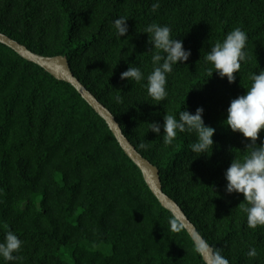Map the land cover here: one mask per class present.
<instances>
[{
    "label": "trees",
    "instance_id": "trees-1",
    "mask_svg": "<svg viewBox=\"0 0 264 264\" xmlns=\"http://www.w3.org/2000/svg\"><path fill=\"white\" fill-rule=\"evenodd\" d=\"M121 16L129 17L128 33L117 38L113 22ZM152 23L169 26L191 50L173 66L159 104L146 88L155 49L143 30ZM234 28L248 35L247 62L234 83L216 72L208 78L205 55ZM0 32L37 54L67 59L158 169L164 192L215 255L229 264H264V227L247 226L240 207L247 202L227 193L224 176L235 157L251 151L250 138L225 120L231 100L264 70V0H0ZM130 66L145 80H122ZM198 107L216 129L210 156L191 151L194 134L178 133L166 146L163 128L159 136L148 131L166 114L178 118ZM172 219L179 221L80 92L0 42V242L9 230L23 241L19 259L0 257V264H208L180 221L183 229L171 231ZM251 248L255 257L247 255Z\"/></svg>",
    "mask_w": 264,
    "mask_h": 264
},
{
    "label": "clouds",
    "instance_id": "clouds-1",
    "mask_svg": "<svg viewBox=\"0 0 264 264\" xmlns=\"http://www.w3.org/2000/svg\"><path fill=\"white\" fill-rule=\"evenodd\" d=\"M159 8L158 2L153 3L151 11L156 12ZM128 18L121 16L113 22L117 38L128 33ZM143 32L148 34L151 49H155L151 57L153 71L147 76V93L153 101H156L155 104H159L169 95L167 77L173 72V66L188 61L191 50L184 48L182 40L173 38L172 29L167 25L152 23ZM247 41V33L241 28H234L222 42H217L204 57L205 61L212 65V68L207 71L208 78L216 72L221 78L226 77L229 83H234L236 81L234 74L239 73L242 62L248 60ZM120 78L136 83L145 80L141 69L131 66L121 73ZM250 80L252 83L247 88V92L231 100L225 121L233 132L242 133L243 137L250 138L247 148H251V151L243 158L235 157L224 176L227 181V193L243 194L244 201L247 203L241 204L240 207L247 214V226L256 229L264 227V140L260 137L261 131L264 130V70H261L259 74L253 73ZM114 99L116 103H123V97L120 95ZM203 112V107H198L194 114L181 110L178 118L175 114H166L163 125L152 122L149 124L148 131L151 130L159 136L163 128V143L166 146L173 144L178 133L194 134L196 141L190 145L191 151L198 154L197 156L202 154L210 156L215 144L213 136L216 129L205 124ZM258 140H261L259 144ZM140 146L145 150L150 147L149 144L143 143ZM170 229L173 232H179L183 229V225L176 219H172ZM22 245L23 241L16 233L7 231L4 240L0 242V257L7 262L16 261L19 259L18 253ZM205 246V243L201 241L197 244V251ZM247 255L255 257L256 249L251 248ZM215 264H229V261L217 253Z\"/></svg>",
    "mask_w": 264,
    "mask_h": 264
},
{
    "label": "water",
    "instance_id": "water-1",
    "mask_svg": "<svg viewBox=\"0 0 264 264\" xmlns=\"http://www.w3.org/2000/svg\"><path fill=\"white\" fill-rule=\"evenodd\" d=\"M0 42L12 48L23 58L42 66L57 79L69 82L80 92L83 98L107 121L125 152L142 170L148 185L161 204L176 216L197 244L201 241L205 243V248L200 251L203 253L208 264H215L216 255L214 249L185 215L178 203L164 192L158 169L148 159L142 156L131 141L125 136L120 123L112 112L74 75L67 59L63 56L48 57L37 54L30 50L26 45L2 32H0Z\"/></svg>",
    "mask_w": 264,
    "mask_h": 264
}]
</instances>
